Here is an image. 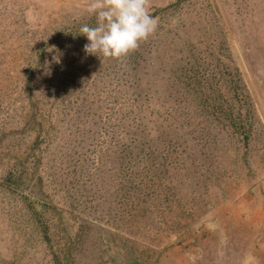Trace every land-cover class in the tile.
<instances>
[{
	"label": "rangeland",
	"instance_id": "obj_1",
	"mask_svg": "<svg viewBox=\"0 0 264 264\" xmlns=\"http://www.w3.org/2000/svg\"><path fill=\"white\" fill-rule=\"evenodd\" d=\"M150 3L112 59L0 0V264H264V0Z\"/></svg>",
	"mask_w": 264,
	"mask_h": 264
},
{
	"label": "clouds",
	"instance_id": "obj_2",
	"mask_svg": "<svg viewBox=\"0 0 264 264\" xmlns=\"http://www.w3.org/2000/svg\"><path fill=\"white\" fill-rule=\"evenodd\" d=\"M150 7V0H89L87 10L95 16L96 25L79 29L88 41L84 52L121 59L138 50L158 28Z\"/></svg>",
	"mask_w": 264,
	"mask_h": 264
},
{
	"label": "crops",
	"instance_id": "obj_3",
	"mask_svg": "<svg viewBox=\"0 0 264 264\" xmlns=\"http://www.w3.org/2000/svg\"><path fill=\"white\" fill-rule=\"evenodd\" d=\"M258 257H259V256H256L257 259H260V258H258Z\"/></svg>",
	"mask_w": 264,
	"mask_h": 264
}]
</instances>
